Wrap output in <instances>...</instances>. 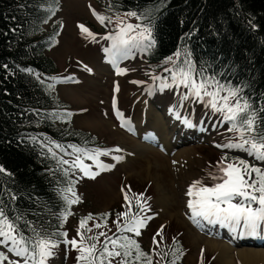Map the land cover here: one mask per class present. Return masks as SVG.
Here are the masks:
<instances>
[{"label": "rangeland", "instance_id": "obj_1", "mask_svg": "<svg viewBox=\"0 0 264 264\" xmlns=\"http://www.w3.org/2000/svg\"><path fill=\"white\" fill-rule=\"evenodd\" d=\"M60 2L55 16L61 25L58 39L55 47L48 52L56 62V75L45 78V81L51 85L52 92L69 104L71 126L91 132L102 144L88 149L89 152L111 150L99 156V161L103 165L115 166L101 168L83 153L67 154L66 160L69 161L79 155L83 163L90 166L91 172H99V175L93 178L78 168L74 189L76 196L71 199L78 197L79 202L72 205L71 214L62 220L63 233L68 235L62 237L55 255L49 258L47 264H84L77 260L78 250L64 241L73 238L79 241L77 229L80 220L89 214L93 217L88 222L92 232L85 234L86 242L88 235H97L101 231L108 236L114 233L120 235L116 221L117 214L129 207L125 193L131 201L133 213L139 211L136 206L138 194L143 193L145 198H149L147 204L150 210L140 215L151 216L152 219L140 229V236L125 234L136 237L139 244L152 254L154 264L165 263V254L177 240L182 248L177 261L182 264H201V261L203 264H245L244 260L257 258L259 252L249 258L239 252L246 247L264 248V231L254 235L239 229L233 231L230 226L219 223H195L190 219L191 210L187 202L192 197L187 195V191L195 180L202 179L204 185L212 186L209 174L216 172L221 160L239 164L237 159H244L262 168L264 162L256 161L241 149L220 147L238 140V133L229 131L231 124L223 121L222 114L214 113L204 102L191 96L183 99L188 93L183 85L161 87L165 82L172 83V74L165 69H173V62L154 72L144 61L142 47L130 48L123 54L115 52L112 40L105 37L109 33L115 34L121 22L138 24L135 17L126 13L110 14L107 11L108 0ZM97 13L109 19L101 23ZM79 25L94 33L95 39L87 37ZM112 56L117 58L116 67L111 62L114 60ZM178 58L174 57L173 61L177 62ZM117 86L119 91H116ZM155 111L163 113L165 121L175 116L180 119L178 123L175 120L180 128H175V136L169 139L172 140L169 145L161 139L168 132L156 126ZM117 148L121 151H115ZM185 149L190 152L185 153ZM224 154L234 155L237 159L227 160ZM116 156L122 159H114ZM105 212H110L106 226L94 227L97 223L105 225L96 217V214ZM119 223H124L123 217H120ZM81 231L84 232V229ZM158 232L161 234L157 235ZM154 237L159 244L154 243ZM104 239L100 237V242ZM215 244L229 247L230 257L226 263ZM0 251L9 260L20 259L6 246L0 245ZM4 264H9V261H4ZM113 264H116L115 260Z\"/></svg>", "mask_w": 264, "mask_h": 264}, {"label": "trees", "instance_id": "obj_2", "mask_svg": "<svg viewBox=\"0 0 264 264\" xmlns=\"http://www.w3.org/2000/svg\"><path fill=\"white\" fill-rule=\"evenodd\" d=\"M60 5V0H0V204L30 241L36 233L62 241V220L73 205L65 199L73 196L66 190L75 189L79 169L59 164L46 147L49 141L65 148L102 146L91 132L71 126L69 104L45 81L56 75L48 52L57 43ZM107 11H134L143 17H135L138 24L152 27L156 43L142 50L154 72L170 65L166 58H176L179 51L178 66L187 58L198 74L203 69V75L226 87L242 88L241 95L264 117L259 112L264 106V0H108ZM52 147L66 159V153ZM101 214L96 217L105 222L109 215ZM181 251L180 241L173 242L164 264Z\"/></svg>", "mask_w": 264, "mask_h": 264}, {"label": "snow or ice", "instance_id": "obj_3", "mask_svg": "<svg viewBox=\"0 0 264 264\" xmlns=\"http://www.w3.org/2000/svg\"><path fill=\"white\" fill-rule=\"evenodd\" d=\"M53 14L55 11L53 10ZM101 23L108 20L101 14H96ZM128 16L138 17L136 12L126 13ZM81 31L87 37L95 39V34L92 33L84 25H79ZM105 39L112 40L113 49L115 52L123 54L133 47H144V50L155 45V40L152 36V27L148 25L132 24L121 22L118 25V31L115 34L109 33ZM109 51V49H105ZM178 58L181 53L176 54ZM173 62V69H165L172 74V83H163L162 88L172 87L173 85H183L188 89V93L183 99L195 97L199 101L204 102L207 107H210L214 113L222 114V119L225 122L231 123L229 131L237 132L239 139L233 142L221 145L226 149H241L248 156L254 157L256 161L264 162V117L258 115L257 110L253 107L248 97L241 95L242 88L225 86L220 83L215 77L203 75V69L198 74L195 64L186 60L184 67H179L173 57L166 58L165 63ZM31 71V69H27ZM126 71V70H121ZM39 78V77H38ZM154 79H159L154 77ZM135 83H141L136 81ZM116 91H119L117 86ZM223 93V94H222ZM205 97L208 99L205 100ZM260 113H264V106L259 109ZM71 115L70 113L68 114ZM118 115H123L118 113ZM68 155L83 153L89 159H92L101 168H112L115 165H103L99 161V156L107 154L111 150H94L89 152L88 149L81 148L77 145L69 144L67 148L72 149V153H67V148L64 145L50 140L46 147L54 158L58 159L61 165L71 164L73 169L79 168L85 175H91L93 178L99 175V172H91L90 166L85 165L79 155L75 160L69 161L62 156L58 157L56 151ZM119 152L121 149L117 148ZM116 160L122 159L120 156L114 157ZM227 159V157L225 158ZM4 169L0 167V173ZM68 169H65L67 173ZM212 180V186L204 185L203 180H195L190 185L187 195L192 197L187 202L188 208L191 210L190 219L195 223L200 224L202 221H207L209 224L227 225L233 231L244 230L248 233L259 235L264 231V168L249 164L244 159H239V164L225 163L224 160L218 162L215 173L209 174ZM67 192H71L73 197L76 196L72 187L67 188ZM69 205L78 203L79 198L68 199ZM147 199L143 193L136 196V206L138 212L133 213L131 209V201L127 193L125 200L129 202V207L126 211L117 214V232L121 235L108 236L101 231L97 235H88L87 242L85 240V232H92V228L87 227V222L91 220L92 214L80 220V227L77 229L79 241L75 238L65 239L64 243L71 244L79 252L78 261L84 264H153L152 256L141 249L140 244L133 238L123 235V233H134L135 236H140V229L147 226V221L151 220V216H141V212L150 210L148 208ZM71 213L64 214L65 220ZM102 217H107L109 213L101 214ZM120 217L124 218V223H119ZM20 218L17 217L18 221ZM106 226L99 223L94 227L101 228ZM35 231V229L33 230ZM162 232V230H161ZM158 232L157 235H160ZM67 237V233H62ZM105 237L102 245L100 237ZM154 243L159 244V241L153 238ZM0 245L9 248V251L14 253L17 260H9V257L0 251V264L4 261H9V264H47L49 258L55 255V249L59 247V242L53 241L50 236L36 233L35 240L26 237L22 232L18 231V224L11 220L6 214L2 204H0ZM98 245H101L98 247ZM111 246V247H110ZM135 253V254H134ZM167 255V254H165ZM203 255V253H202ZM175 257L169 264H176L179 259ZM203 264V261H201Z\"/></svg>", "mask_w": 264, "mask_h": 264}, {"label": "bare ground", "instance_id": "obj_4", "mask_svg": "<svg viewBox=\"0 0 264 264\" xmlns=\"http://www.w3.org/2000/svg\"><path fill=\"white\" fill-rule=\"evenodd\" d=\"M110 54L111 55H113L112 54V52H110ZM117 56H119V55H117ZM113 57V56H112ZM114 58V60L112 61L111 60V62L113 63V65H115V67H116V64H117V62H115L116 61V59L117 58H115V57H113ZM110 59V58H109ZM112 59V58H111ZM153 106V105H152ZM151 106V107H152ZM151 107L149 108V110L151 109ZM148 108V107H147ZM149 112V111H148ZM155 113H156V115H157V120H158V122H156L155 124H156V126L157 127H159V129L160 130H165V131H167L168 132V134H167V136H163V137H161V139L164 141V143L167 145L168 144V142H170L171 143V141L172 140H169V139H171L173 136H175L174 135V131H175V128L176 129H179L180 128V125L179 126H176L177 125V123H178V121H180V119H178L176 116L175 117H173V118H171V117H169V119L168 120H166L165 121V115H162L161 113L159 114L157 111H155ZM145 116H146V118H147V116L148 115H146L145 114ZM145 118V117H144ZM175 120H176V122H175ZM167 121H169V122H167ZM182 121V120H181ZM124 122V121H123ZM169 123V124H168ZM173 125L175 126L174 128H173ZM155 126V127H156ZM136 128H138L139 129V127L137 126ZM141 129V128H140ZM169 129V130H168ZM183 129V128H182ZM140 131V130H139ZM206 138V137H205ZM198 139V138H197ZM199 140V139H198ZM207 141H209L208 139H207ZM169 145V144H168ZM186 151L187 152H190V150H188V149H185V153H186ZM230 230V229H229ZM216 243V242H215ZM215 245H218V244H215ZM218 251H219V255H221V256H223V260L225 261V263L228 261V258L230 257V254H229V247L227 246V245H221V244H219L218 245ZM255 252H259L260 253V255H258L257 253H255ZM239 253H241V254H243V255H245L244 257H246V258H249V257H251V255H258L257 256V258H255V259H249V260H244V258H243V260H244V263L245 264H258L260 261H262L261 263L262 264H264V248H260V249H255V248H251V247H249V248H244V250L243 251H241V252H239Z\"/></svg>", "mask_w": 264, "mask_h": 264}]
</instances>
